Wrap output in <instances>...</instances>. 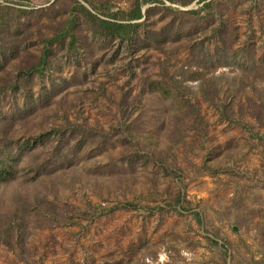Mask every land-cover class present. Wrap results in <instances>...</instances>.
I'll list each match as a JSON object with an SVG mask.
<instances>
[{
	"label": "rangeland",
	"instance_id": "obj_1",
	"mask_svg": "<svg viewBox=\"0 0 264 264\" xmlns=\"http://www.w3.org/2000/svg\"><path fill=\"white\" fill-rule=\"evenodd\" d=\"M1 166L0 264H264V0H0Z\"/></svg>",
	"mask_w": 264,
	"mask_h": 264
},
{
	"label": "trees",
	"instance_id": "obj_2",
	"mask_svg": "<svg viewBox=\"0 0 264 264\" xmlns=\"http://www.w3.org/2000/svg\"><path fill=\"white\" fill-rule=\"evenodd\" d=\"M154 1V0H151ZM115 15H110L109 19H114ZM142 17L141 15V10L140 7L137 6L135 9H133L130 14L128 19L126 20H121V21H138ZM102 29L106 30L107 32H111L112 34H115L121 38H125L128 35V31L130 29H133L136 27V25H133L131 23H117V22H111V21H99ZM44 52H46V49H44ZM12 171L7 168V166H1L0 167V178L1 177H8L11 176ZM6 178L4 180H6Z\"/></svg>",
	"mask_w": 264,
	"mask_h": 264
}]
</instances>
